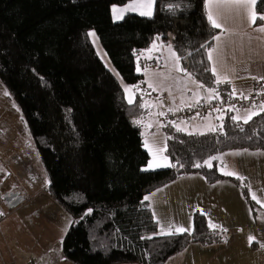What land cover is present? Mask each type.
Here are the masks:
<instances>
[{
    "label": "trees",
    "instance_id": "1",
    "mask_svg": "<svg viewBox=\"0 0 264 264\" xmlns=\"http://www.w3.org/2000/svg\"><path fill=\"white\" fill-rule=\"evenodd\" d=\"M129 1L0 0V82L16 102L48 176L49 193L74 222L61 244L63 258L74 264H165L191 243L220 242L222 232L209 228L198 211L191 233L157 234L145 196L189 173L208 183L227 178L216 160L211 167L204 162L228 150L264 148V109L247 123L226 112L213 131L163 126L164 154L172 167L143 170L149 153L133 122L142 113L140 102L125 99L89 31L96 32L129 85L141 82L138 60L155 39L171 45L195 81L225 88L215 84L208 59L220 30L208 22L204 0H155L151 18L130 13L113 21L111 7ZM257 13L264 14V4H257ZM230 179L253 208L246 184ZM0 213L1 220V208Z\"/></svg>",
    "mask_w": 264,
    "mask_h": 264
},
{
    "label": "crops",
    "instance_id": "2",
    "mask_svg": "<svg viewBox=\"0 0 264 264\" xmlns=\"http://www.w3.org/2000/svg\"><path fill=\"white\" fill-rule=\"evenodd\" d=\"M204 6L207 13L205 3ZM211 10L222 28L217 34L220 39L214 40L209 49L213 50V59L209 63L211 71L213 68L216 70V74H213L215 84L224 86V91L216 88L215 94L210 93L208 89L214 88L199 87L201 84L190 74L177 71L174 61L170 63L166 58L164 45H157L155 56H151L158 60L153 75L147 76L144 69H140L142 79L138 86L120 83L125 99L128 101L129 95H132L133 102L138 99L142 108L141 115L134 120L140 121L143 145L146 140L150 145L148 148L144 146L149 153L144 169L154 161L169 163L168 158L167 161L164 160L165 135L163 125L158 121L159 113L176 111L198 101H219L227 97L247 95L255 80H260L264 85V31L259 30L264 27V23L250 24L246 9L228 0H214ZM145 51L141 57L148 58L150 55L145 54ZM170 66L173 67L172 72L165 73L170 71ZM225 77L226 82L217 83L218 78ZM125 88L130 89V92H125ZM154 104L156 115L155 123H152L147 118ZM261 105L264 102L246 105L240 110H220L196 117L190 123L175 126L189 133L213 131L209 129L214 127V120L219 127L226 112L244 121L251 113H259L256 108ZM158 149L163 151H157ZM215 157L217 159L207 161L212 164L216 160L219 172L227 178L208 183L201 174L189 173L145 196L148 197L145 200L157 222V234L161 227L167 230L170 224L191 228L192 216L196 211L206 217L208 224L211 221L227 229V232L221 231L223 239L220 242L191 243L171 256L165 264H264V148L228 150ZM225 172L236 175H225ZM237 176L246 184L251 198L253 199V195L256 197L253 199V208L247 204L240 187L230 179ZM258 212L262 213L261 222L257 219ZM249 236L254 237L252 243L249 242Z\"/></svg>",
    "mask_w": 264,
    "mask_h": 264
},
{
    "label": "rangeland",
    "instance_id": "3",
    "mask_svg": "<svg viewBox=\"0 0 264 264\" xmlns=\"http://www.w3.org/2000/svg\"><path fill=\"white\" fill-rule=\"evenodd\" d=\"M132 3L133 0L125 5H113L112 20L114 21V7L126 9ZM130 13L139 14L138 11H125L123 17ZM89 37L105 65L120 83L127 85L113 68L99 43L97 34L95 37ZM153 44L164 45L166 58L170 63L174 61L168 47L170 44H163L155 39L145 54L155 56ZM171 51L175 50L171 47ZM155 67L144 69V74L153 75ZM169 69L170 71L165 73H171L173 67L170 66ZM6 91L0 82V198L6 193L17 192L23 200L14 207H9L5 201L0 202L3 212L0 220V264H74L64 259L61 253V241L72 224V218L49 193L48 176L42 167L16 102L9 94L5 95ZM256 109L258 112L262 110L261 107ZM155 112L154 104L147 118L152 123H155ZM214 121L211 130L217 128V121ZM133 122L136 123V120ZM182 128L186 130L185 127ZM143 132L145 134V131ZM153 151L155 152L154 149ZM261 217L262 213L258 212L259 222L263 219Z\"/></svg>",
    "mask_w": 264,
    "mask_h": 264
},
{
    "label": "snow or ice",
    "instance_id": "4",
    "mask_svg": "<svg viewBox=\"0 0 264 264\" xmlns=\"http://www.w3.org/2000/svg\"><path fill=\"white\" fill-rule=\"evenodd\" d=\"M228 2L230 3H233L237 6H243L246 11H247V15H248V20H249V23L250 24H255L257 19H259L262 23H264V14H259L257 13V4L260 3V4H264V0H228ZM154 3H155V0H133V3L130 4L126 9H119V8H113V12L115 13L113 19L114 21L115 20H120V19H123V13L125 11H138L139 12V15L141 16H144V17H149L151 18L152 15H153V6H154ZM204 3L207 7V20L208 22L210 23V25L215 28V29H221L222 28V25L220 23H218L217 19L214 17L213 15V12L211 10V6L212 4L214 3V0H204ZM170 8L172 7L171 5L169 6ZM259 30L261 31H264V27H261ZM89 36H92V37H95V32H89L88 33ZM157 39H159V37H157ZM214 40H219L220 37L217 35V36H214L213 37ZM157 47V45L153 44V49H155ZM169 49H170V55L172 57V59L175 61V68L177 71H185L183 68L180 67V56H177L176 55V52L175 51H171V45L168 46ZM203 47V45H202ZM151 51V50H149ZM212 51L213 50H209L208 52V59L209 60H212L213 59V56H212ZM149 59H151L152 57L149 56L148 57ZM139 67H137V71H139ZM213 71V74L215 75L216 74V70L215 68L212 69ZM227 81V78H218L217 79V83H222V82H226ZM151 87V85H149ZM199 87H203V85H199ZM208 91L210 93H213L215 94L216 90L215 89H208ZM125 92H130V89L128 88H125ZM9 93L6 91L5 92V95H8ZM233 95H235V89L233 90ZM242 98L244 99H247L246 96H242ZM199 102V101H198ZM128 103L129 104H132L133 103V99H132V95H129V98H128ZM261 108L264 109V105H261ZM217 111H219V109H217ZM159 115L163 116L165 115V113L161 112L159 113ZM252 115H256V113H251L245 120L244 122L247 123L249 119H251V116ZM233 120H238L240 119V117L238 116H233L232 117ZM136 123H140V121H137ZM178 130H180L178 128ZM211 130V129H210ZM146 148L149 147L147 141H145V145H144ZM151 150V149H150ZM157 151H163V149H158ZM212 159H217L216 157H212ZM165 161H167V157L164 158ZM205 164H207L209 167H211V163L210 161H205L204 162ZM196 167H201L202 165L201 164H196L195 165ZM161 167H172L171 164L165 162V163H160L158 161H154V162H150L148 167L143 169L145 171L149 170V169H156V168H161ZM225 175H236L235 173H232V172H225L224 173ZM237 179H240L239 176H237ZM145 199L147 200L148 197H145ZM253 199H256V197L253 195ZM257 203H260V201H257ZM264 206V205H262ZM92 210L91 209H88L87 210V213L86 214H91ZM0 215H2V213H0ZM71 223H74V222H71ZM209 228L215 230L217 228L220 229V231L222 232H227V229L226 228H223L222 226L220 225H216V224H213L211 221H209ZM192 229L191 228H184L182 226L178 227V226H175V225H168V229L165 230L163 227H161V231H160V235H166V236H172V235H177V234H183V233H191ZM249 242L252 243V241L254 240V237L252 236H249ZM225 242H227L225 240ZM61 243H63V241H61ZM264 246V245H262Z\"/></svg>",
    "mask_w": 264,
    "mask_h": 264
},
{
    "label": "built area",
    "instance_id": "5",
    "mask_svg": "<svg viewBox=\"0 0 264 264\" xmlns=\"http://www.w3.org/2000/svg\"><path fill=\"white\" fill-rule=\"evenodd\" d=\"M158 60L155 58H140L138 66L141 70L156 66ZM246 96L247 99L233 96L227 97L219 101H199L191 106L183 107L176 111H167L165 115L159 116L158 121L161 125L190 123L196 117H203L208 114L217 112V109L225 110H240L246 105L257 104L264 102V85L260 80L252 82L250 92Z\"/></svg>",
    "mask_w": 264,
    "mask_h": 264
},
{
    "label": "water",
    "instance_id": "6",
    "mask_svg": "<svg viewBox=\"0 0 264 264\" xmlns=\"http://www.w3.org/2000/svg\"><path fill=\"white\" fill-rule=\"evenodd\" d=\"M4 201L9 207H14L23 200V197L17 192H9L3 195Z\"/></svg>",
    "mask_w": 264,
    "mask_h": 264
}]
</instances>
